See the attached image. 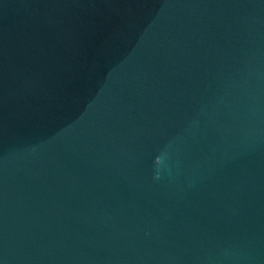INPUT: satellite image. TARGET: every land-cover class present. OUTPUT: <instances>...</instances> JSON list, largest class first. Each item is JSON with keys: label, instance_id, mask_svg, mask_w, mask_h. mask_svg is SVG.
Returning <instances> with one entry per match:
<instances>
[{"label": "water", "instance_id": "water-1", "mask_svg": "<svg viewBox=\"0 0 264 264\" xmlns=\"http://www.w3.org/2000/svg\"><path fill=\"white\" fill-rule=\"evenodd\" d=\"M0 264H264V0H0Z\"/></svg>", "mask_w": 264, "mask_h": 264}]
</instances>
